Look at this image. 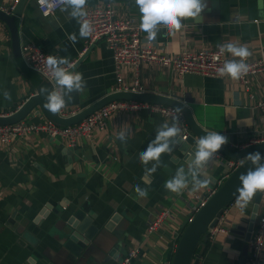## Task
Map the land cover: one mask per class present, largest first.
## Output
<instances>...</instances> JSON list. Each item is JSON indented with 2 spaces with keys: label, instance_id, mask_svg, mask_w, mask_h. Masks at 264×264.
<instances>
[{
  "label": "crops",
  "instance_id": "obj_1",
  "mask_svg": "<svg viewBox=\"0 0 264 264\" xmlns=\"http://www.w3.org/2000/svg\"><path fill=\"white\" fill-rule=\"evenodd\" d=\"M13 2L0 0V7L7 8ZM107 2L114 4L118 16L132 17L140 24L135 0H87L85 9ZM206 3L198 17L183 19L181 29L174 35L161 29L150 44L170 55L184 50L213 49L229 42L247 47L251 52L248 58L264 53V0H206ZM18 5L19 14L12 11L0 19V113L16 110L29 96L37 94L42 82H48L24 62L21 47L26 44L69 58L74 66L70 70L83 74L86 88L72 94L64 107L68 113L81 110L111 92L115 84L112 52L103 40L86 47L85 38L79 37L80 25L70 16L71 9L64 11L66 6L62 5L45 17L38 11L35 0H19ZM72 33L77 35L75 45L68 39ZM142 36L147 40L143 31ZM125 78L131 81V70L126 71ZM140 83L143 92L180 99L204 130L220 132L233 144L264 133V116L258 106L264 103V73L251 79L247 91L238 80L227 76L178 75L171 68L147 64L140 70ZM5 90L11 93V100L4 99ZM47 120L39 107L22 119L30 123ZM166 122L171 123L149 110L117 111L104 128H94L88 138H81L75 146H70L63 137H50L43 131L29 132L8 144L0 142V264H52L41 252L47 254L49 248L57 247L54 235L62 228V219L67 218L73 207L84 203L97 216L96 224L119 216L113 230L107 232L105 251L100 247V260L79 264H117L133 246L140 248L133 264H163L172 259L185 226L182 222L193 214L196 202L192 194L215 190L229 171L226 161H211L203 168L204 174L211 178L206 187L193 191L189 184L179 194L166 190L165 182L178 168L187 169L190 162L180 145L162 154L155 173L145 171L152 167V162L145 166L139 160L140 152ZM122 130L127 132L126 141L119 139ZM137 185L147 189L146 196L136 193ZM263 206L264 194L256 213ZM160 209H169V215L155 231L147 233L148 220ZM252 209L251 203L242 209L235 200L227 205L223 224L228 233L212 239L204 236L197 246V264H239L243 246L248 245L245 234ZM43 210L48 212L47 216L28 233L24 227H32L31 220ZM10 218L22 221L17 230L27 232L24 238L10 228ZM115 245L118 248L103 263ZM258 264H264V247Z\"/></svg>",
  "mask_w": 264,
  "mask_h": 264
},
{
  "label": "built area",
  "instance_id": "obj_2",
  "mask_svg": "<svg viewBox=\"0 0 264 264\" xmlns=\"http://www.w3.org/2000/svg\"><path fill=\"white\" fill-rule=\"evenodd\" d=\"M18 2L19 0H14L11 6L7 8L1 6L0 10L9 14L14 10ZM35 4L40 14L45 17L53 14L55 10L63 5L60 0H43V3H41V0H35ZM85 11L87 12L86 19L93 27L92 35L85 38L86 47L98 40H103L112 52L115 84L110 93L120 91L143 92L144 88L140 83V70L147 64L171 68L178 75L191 73L201 76L219 77L217 69L223 66L225 61L233 59L229 58L226 52H220L219 47L184 50L176 55L163 53L156 46L149 44L147 40L143 39L139 23L134 18L118 16L117 9L111 2L95 4L86 8ZM21 54L27 66L40 73L53 87L51 73L46 67V59L49 54L33 44L23 45L21 47ZM246 63L249 65V72L238 81L245 90L249 91L251 79L258 74L264 73V53L259 57L247 58ZM64 67L67 68V66ZM127 70H131L133 73L131 81L125 78ZM258 106L264 116V103L260 102ZM126 110H149L172 122L175 107L162 104H148L135 100H114L93 111L81 121L68 126L56 125L49 119L41 123H30L21 120L12 124L0 125V142L8 144L15 138H22L29 132L43 131L50 137H63L67 139L70 146H75L81 138H88L94 128H104L108 118L114 112ZM78 111L80 110H72L68 113L63 108L58 115L68 117L76 114ZM9 113H0V115L6 116ZM180 128L185 140L191 134V131L184 114L181 116ZM259 142H264V133L250 135L243 142L233 144V147L242 149ZM223 160L226 161L229 172L218 181L219 184L242 162L240 158H226L220 151L217 152L211 161L222 162ZM212 192L213 190L205 194L201 192L192 194V198L196 204L193 206V214L188 220L205 204ZM223 213L219 216L215 225L207 230V238L212 239L217 234L228 233V229L223 224ZM168 215L169 209L155 211L153 217L146 224L147 233L155 231ZM263 247L264 206L256 213L252 235L248 241V252L243 264H258ZM139 253V246H133L127 249L117 264H133V260L138 258ZM163 264H171V259L166 260Z\"/></svg>",
  "mask_w": 264,
  "mask_h": 264
},
{
  "label": "clouds",
  "instance_id": "obj_3",
  "mask_svg": "<svg viewBox=\"0 0 264 264\" xmlns=\"http://www.w3.org/2000/svg\"><path fill=\"white\" fill-rule=\"evenodd\" d=\"M65 5L62 10L71 9L70 16L76 19L79 27V37L88 38L92 35L93 27L86 19L87 12L85 6L87 0H60ZM43 3V0H41ZM135 4L140 12V30L147 34L146 39L150 44L157 36V32L165 29L168 33L174 35L182 27L183 19L198 17L207 7L206 0H135ZM69 41L75 45L77 35L69 34ZM220 52H228L233 57L239 59L227 60L223 66L217 69L219 77H230L233 80H239L249 72V65L246 59L251 55L249 49L235 43H226L218 45ZM67 65L68 67H64ZM46 67L51 73L53 88H45L42 94L45 97V108L53 114H58L73 98V93H81L86 88V80L82 73L75 72L67 57H57L49 54L46 59ZM5 100H11V93L7 90L3 92ZM182 107H176L171 123L162 124L156 132L155 138L139 154L140 162L147 166L152 162L151 168H146L148 174L155 173L160 166L162 154L169 153L173 146L183 143L184 137L181 134V116ZM119 139L126 141L127 132L122 130L119 133ZM227 143V137L220 132L208 131L205 135L194 141V147L190 152V162L187 169L180 167L175 175L164 184L166 190L173 193H181L189 184L193 191L206 187L211 178L203 172V168L208 164L222 145ZM247 162H251L246 172L239 176V184L233 195L235 204L240 208H245L258 194H264V155L259 151L249 153L246 156ZM140 197L147 195V189L139 185L135 188Z\"/></svg>",
  "mask_w": 264,
  "mask_h": 264
},
{
  "label": "water",
  "instance_id": "obj_4",
  "mask_svg": "<svg viewBox=\"0 0 264 264\" xmlns=\"http://www.w3.org/2000/svg\"><path fill=\"white\" fill-rule=\"evenodd\" d=\"M13 13L15 15L20 13V5L17 4L15 6ZM3 15H5V13L0 10V19H2ZM45 88L51 89V84L49 82H42L38 87L37 94L29 96L12 113H9L6 116L0 115V125L12 124L20 121L24 119L34 108L39 107L44 115L54 124L59 126H68L81 121L90 113L107 104L108 102L114 100H138L146 101L148 103L165 104L175 108L178 106L183 108V114L191 131V134L187 136L184 142L178 144L180 145L179 149L185 155V159L188 157L191 159L189 154L194 147V141L208 132L204 130L199 124H197L190 109L184 103H182L180 99L173 96H164L146 92H113L103 96L99 100L81 109L74 115L61 117L58 114H53L45 108V97L42 94V90ZM231 141V139H228L227 143L222 145L219 151L228 158H240L242 159V162L223 180V182H221L216 187L215 190H213L211 195L207 198L205 204L194 213L190 220L187 221L175 246L171 264L198 263L196 248L200 240L206 236L207 230L215 225L219 216L223 213L227 205L235 200L233 193L235 192L237 185L240 183L238 179L240 174L246 172L249 167H252L251 162H247L246 156L249 153H254L256 151H259L262 155H264V142L252 144L242 149H236L233 147V142ZM261 195L262 194H258L250 202L253 205V209L250 218H248L250 223L245 234V241H249L250 239V234L255 221V213L259 206ZM57 213L58 211L56 214ZM47 214V211H41L34 218V220H31L32 227H24L26 231L28 233H32L34 224L37 225L43 217L47 216ZM117 216H113L105 223L96 224L95 218H97V216L89 212V209L85 203L76 205L73 207V209H71L67 218H61V223L63 224L62 228L54 235V240L57 243V247L55 249L49 248L47 254L45 251H43L44 253L41 252V256L47 257V259L50 260L52 264H79L80 261L90 263L98 262L100 260L98 256V253L101 251L100 247H102L104 250V244L107 242V232H111L113 230V223L117 222L118 220ZM20 221V219L10 218V228L13 229L16 234H18V236L24 238V235L27 232H22L23 230H20V228L17 230V227L20 225ZM29 246L35 247L33 244H30ZM117 248L118 246L115 245L114 248L109 250L102 262L105 263V260L109 259ZM247 248L248 245L245 244L243 246L239 264L244 263Z\"/></svg>",
  "mask_w": 264,
  "mask_h": 264
},
{
  "label": "rangeland",
  "instance_id": "obj_5",
  "mask_svg": "<svg viewBox=\"0 0 264 264\" xmlns=\"http://www.w3.org/2000/svg\"><path fill=\"white\" fill-rule=\"evenodd\" d=\"M181 221H182V220H179L177 223H179V224H180V223H181ZM182 223H183V225H185V223H187V218L185 219V221L183 220V222H182Z\"/></svg>",
  "mask_w": 264,
  "mask_h": 264
},
{
  "label": "trees",
  "instance_id": "obj_6",
  "mask_svg": "<svg viewBox=\"0 0 264 264\" xmlns=\"http://www.w3.org/2000/svg\"><path fill=\"white\" fill-rule=\"evenodd\" d=\"M13 109H14V108H13ZM205 237H206V236H205ZM205 237H203L202 239H205ZM202 239H201V240H202ZM206 239H207V238H206ZM196 250H197V248H196Z\"/></svg>",
  "mask_w": 264,
  "mask_h": 264
}]
</instances>
